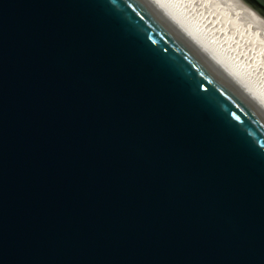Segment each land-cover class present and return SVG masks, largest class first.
I'll use <instances>...</instances> for the list:
<instances>
[{
  "label": "water",
  "instance_id": "obj_1",
  "mask_svg": "<svg viewBox=\"0 0 264 264\" xmlns=\"http://www.w3.org/2000/svg\"><path fill=\"white\" fill-rule=\"evenodd\" d=\"M0 264H264V109L152 0H0Z\"/></svg>",
  "mask_w": 264,
  "mask_h": 264
},
{
  "label": "bare ground",
  "instance_id": "obj_2",
  "mask_svg": "<svg viewBox=\"0 0 264 264\" xmlns=\"http://www.w3.org/2000/svg\"><path fill=\"white\" fill-rule=\"evenodd\" d=\"M264 109V15L245 0H152Z\"/></svg>",
  "mask_w": 264,
  "mask_h": 264
}]
</instances>
